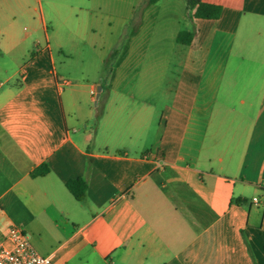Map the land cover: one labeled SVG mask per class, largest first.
Instances as JSON below:
<instances>
[{"label": "crops", "instance_id": "0c3cea01", "mask_svg": "<svg viewBox=\"0 0 264 264\" xmlns=\"http://www.w3.org/2000/svg\"><path fill=\"white\" fill-rule=\"evenodd\" d=\"M203 1L220 18L192 10L167 50L138 16L98 83L57 60L142 0H0V240L22 226L54 264H264V0Z\"/></svg>", "mask_w": 264, "mask_h": 264}, {"label": "rangeland", "instance_id": "374dc122", "mask_svg": "<svg viewBox=\"0 0 264 264\" xmlns=\"http://www.w3.org/2000/svg\"><path fill=\"white\" fill-rule=\"evenodd\" d=\"M142 1V6L136 9L134 16L123 30L114 19L111 20L112 27L109 26L110 23L107 20L104 21L103 31L92 36L97 39L99 44L102 43L101 48L76 54L74 59L65 60V64L61 66L57 60L58 66L78 77L84 76L86 80L100 83L102 79L108 77V73L114 65L124 59L122 55L125 49L124 31H127L129 35L138 33L140 31L137 24L138 16L141 17L143 14L147 17L146 23L143 24V33L147 34L146 46L150 48L170 49L177 46L175 43L177 31H193L194 26L190 18L192 9L187 7L184 0H162L154 6H150L148 0ZM110 33L113 34V37ZM121 33H123L122 38ZM109 35L113 39H111L110 45L106 46L100 37H109ZM115 37L118 39L115 40ZM111 45L113 46L111 47Z\"/></svg>", "mask_w": 264, "mask_h": 264}, {"label": "built area", "instance_id": "2783aa9c", "mask_svg": "<svg viewBox=\"0 0 264 264\" xmlns=\"http://www.w3.org/2000/svg\"><path fill=\"white\" fill-rule=\"evenodd\" d=\"M262 198L264 192L254 197L252 203L260 204ZM0 264H54V262L52 256L42 255L35 249L22 226L12 225L0 240Z\"/></svg>", "mask_w": 264, "mask_h": 264}, {"label": "trees", "instance_id": "16d2710c", "mask_svg": "<svg viewBox=\"0 0 264 264\" xmlns=\"http://www.w3.org/2000/svg\"><path fill=\"white\" fill-rule=\"evenodd\" d=\"M159 0H148L149 5L157 3ZM188 8L194 10V17L204 20H218L222 14V7L216 4L206 3L203 0H184ZM194 38L192 32L180 31L177 35V41L181 44H190ZM49 173V167L44 164L37 168L31 175L33 177L44 176ZM67 189L72 196L81 201L87 191V181L85 178L71 180L66 184Z\"/></svg>", "mask_w": 264, "mask_h": 264}, {"label": "water", "instance_id": "95a60500", "mask_svg": "<svg viewBox=\"0 0 264 264\" xmlns=\"http://www.w3.org/2000/svg\"><path fill=\"white\" fill-rule=\"evenodd\" d=\"M99 96V95H98Z\"/></svg>", "mask_w": 264, "mask_h": 264}]
</instances>
